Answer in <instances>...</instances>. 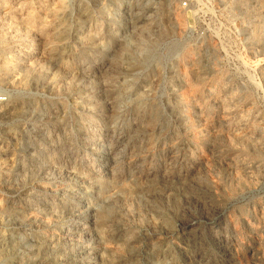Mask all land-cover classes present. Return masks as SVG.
Instances as JSON below:
<instances>
[{"label":"rangeland","instance_id":"374dc122","mask_svg":"<svg viewBox=\"0 0 264 264\" xmlns=\"http://www.w3.org/2000/svg\"><path fill=\"white\" fill-rule=\"evenodd\" d=\"M0 264H264V0H0Z\"/></svg>","mask_w":264,"mask_h":264},{"label":"built area","instance_id":"2783aa9c","mask_svg":"<svg viewBox=\"0 0 264 264\" xmlns=\"http://www.w3.org/2000/svg\"><path fill=\"white\" fill-rule=\"evenodd\" d=\"M203 4H211L213 0H200ZM184 5H187V2H184Z\"/></svg>","mask_w":264,"mask_h":264}]
</instances>
